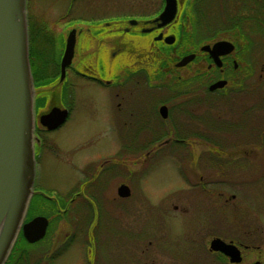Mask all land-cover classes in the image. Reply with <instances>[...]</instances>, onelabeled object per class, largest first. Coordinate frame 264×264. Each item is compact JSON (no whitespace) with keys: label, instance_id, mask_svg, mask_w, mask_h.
<instances>
[{"label":"rangeland","instance_id":"obj_1","mask_svg":"<svg viewBox=\"0 0 264 264\" xmlns=\"http://www.w3.org/2000/svg\"><path fill=\"white\" fill-rule=\"evenodd\" d=\"M94 1H97L98 7L104 8L110 7L114 0H87L86 6L90 7ZM66 3L67 0H27L29 38L31 25L38 19L46 20L54 25L56 32L62 34L66 23L57 18ZM157 4V0H117L118 16L124 21L129 17L141 16L144 7L153 16ZM223 18L222 14H215L211 18L206 11L181 14L179 24L184 41L171 48L163 49L145 38L146 45L142 46L141 42L138 44L130 39V57L134 56L138 63H142L139 65L150 69V77L130 81V89L135 90L130 95L129 105L136 110L139 119L147 114V110H155L161 104L175 109L179 103H192L188 98L190 95L184 94L186 89L199 86L202 93L208 90L213 73L208 69L206 60L201 59L186 68H179L176 64L181 53L194 48L193 41L207 36L208 23L213 29H223L227 24ZM216 37H221V34ZM197 74L202 81L196 83L193 78ZM258 75L257 72V77L248 79L245 85L231 83L234 88H247L232 98L228 99L222 93H204L208 98L205 106L196 114V124L191 122L190 117L180 123L176 121L175 113L170 115L172 121L167 122V130L161 139L201 135L210 142L206 145L192 142L191 148L185 150H190V154L179 153L183 151L168 145L164 151L153 154L151 159L149 157L150 160L143 166V159L136 158L135 167L140 169L133 180V177L130 178V213L127 205L123 204L108 222L104 218L98 224L93 211L87 210L82 219L76 206L52 220L43 241L26 245L19 234L12 250L18 248V252L27 253L24 264H50L52 253L56 256V262L51 264H143L149 256L146 254L144 258L141 255L142 246H148L160 256L166 253L170 258L182 246L183 236L199 230L196 223L202 219L214 226L212 231H227L229 239L248 235L256 237L264 256V78L260 84ZM152 86L161 87V90L157 91ZM258 87L262 89L261 94L254 90ZM49 88L35 90V99L41 95L48 96L47 100L39 101V105L35 104L34 107V132L37 129V133L38 126L42 128L39 117L48 112L50 105L55 104L60 108L65 104L63 87L58 86L52 91ZM101 88L97 84L86 83L85 89L75 97L71 119L54 132L41 130L49 147H45L38 161L40 169L37 167L39 175H36V187L47 196H55L54 191L63 194L73 185L78 178L75 167H94L96 163L110 158L116 142L119 151L116 161L120 167L132 160L138 147H141L139 144L145 142L146 138L156 136L148 131L147 121L143 119L135 121V125L123 126L121 119L127 122L129 112L119 113L117 126L112 127L104 122L107 100ZM180 91H183L182 94ZM107 106L110 107V103ZM209 149L213 150L214 158L208 166L226 169L219 171L227 173L228 181L224 186L226 196L232 198V195H236V198L226 206L221 202L202 203L197 200L185 206L179 203L185 187L176 176V169L182 163L187 168L207 166L208 159H203L199 154ZM176 205L178 209L174 208ZM49 209L43 203L37 212L47 215ZM65 247L67 253L57 255L56 250Z\"/></svg>","mask_w":264,"mask_h":264},{"label":"flooded vegetation","instance_id":"obj_2","mask_svg":"<svg viewBox=\"0 0 264 264\" xmlns=\"http://www.w3.org/2000/svg\"><path fill=\"white\" fill-rule=\"evenodd\" d=\"M86 1L67 0L64 8L60 10L61 15L57 18L60 22L65 21L66 23L62 34L56 32L54 25L48 24L44 19H38L31 25L32 52L34 51L35 57V63L32 61L31 65L33 78L40 77L51 80L47 85L40 87L34 82L36 91L37 88L46 90L45 88L49 86L51 91L58 86L63 87L65 104L60 108L68 111V117L64 123L66 124L71 119L75 97L78 92L83 91L85 84L88 82L97 84L106 93L107 104L104 112L107 117L103 119L104 122L110 123L109 125L112 127L117 126L119 113L129 112L127 122L121 119L123 126L135 125V121L143 119V121H147L148 131L156 136L149 139L146 138L145 142L141 145L139 144L141 147H138L139 150L135 152L132 160H129L126 165L119 167L116 161L119 156L118 142H116L114 154L111 153L112 156L110 158L96 163L94 167L85 166L82 167L83 169L75 167L78 178L63 194L54 191L56 193L55 196H47L39 191L35 184L34 194L29 206L30 213L26 216L23 225L35 217L45 216L49 222L47 233L53 219H58L61 213H65L69 209L73 210L76 206H78L81 218L86 215L87 210L88 212L89 210L90 212L93 211L98 224L104 218L108 222L115 216L114 214L117 212L118 207H122L121 205L123 204L127 205L130 213V178L135 176L140 169V167H135L134 160L136 158L143 159V166L147 160L151 159L153 154L164 151V148L168 145L176 146L177 150L183 151L179 153L190 154V150H185L191 148L190 144L192 142H201L205 143V145L210 142L206 136L201 135H185L161 139L167 130V122H170L171 119L170 115L175 113L176 121L180 123L190 117L191 122L196 124L198 119L196 114L205 106V101L208 98L206 95L222 93L229 99L247 89L246 86L242 89L234 88L230 85L231 83H236L237 86L245 85L248 79L257 77V72L259 73L258 81L260 84L264 78V0H176L177 14L175 19L162 27H159L161 22H156V19L164 11L167 0H157V11L153 16L149 13V9L144 7L141 16L131 19L129 17L125 21L118 16L117 0H112L111 6L104 8L98 7L97 1L90 3V7H87ZM203 11H206L211 18L215 14L224 15L223 19H226V26L223 29H213L211 24L208 23L207 36H202L193 41L194 48L187 50L186 53H181L178 60L180 61L191 54L196 56L185 68L192 63L199 62L201 59L206 60L208 69L212 70L213 73V79L208 85V90L202 93L199 86L186 89L184 94L190 95L188 98L191 99L192 103H179L175 106V109H172L169 105L161 104L155 110L154 108L147 110V114L139 119L136 110L129 105L130 95L135 90L133 88L130 89V81L132 79L150 77V69L139 65L142 63H138L134 56L130 57V39L138 42V44L141 42L142 46L146 45L143 39L145 38L148 42L151 41L163 49L171 48L176 46L175 44L184 41V34L179 24L181 14L189 12L198 14ZM131 21H136V24H131ZM218 34H221V37H216ZM70 37L75 40L73 57L70 65L65 69V77L62 79L61 62ZM220 42L230 43L233 46V51L227 55L220 56V65H218L214 56L210 52L202 51V47L208 45L213 48L216 43ZM242 63H247V65H242ZM199 76L197 74L193 81L197 83L200 80L199 78H201ZM221 80L226 81V86L211 92L209 87ZM147 85H149V82H147ZM151 88L157 91L161 90V87L158 86H152ZM254 90L261 94V87L254 88ZM182 92L180 91V94ZM47 99L48 96H38L35 99V104L39 105L41 101ZM108 103H110V107L107 106ZM162 106L167 107V118H163L161 115L160 109ZM50 107L48 112L59 106L51 104ZM39 124L42 128L38 126V133L37 129L35 130V151L38 170L40 169L38 161L41 159L42 152L45 147L46 149L49 147L45 137L41 135V130L45 133H51L59 129L49 131L40 123V117ZM199 155L203 159L209 160L206 161L207 166L187 168L182 163L176 169V176L184 183L185 187L184 192L181 193L183 198L179 200V203H184L186 206L189 202L197 200L202 203L210 201L216 204L221 202V204L223 203L222 205H228L230 200H235L236 195H232V198L226 196V188L224 186H226V181H228L227 173L219 172L226 169L208 166L209 162H212L214 158L213 150H206ZM149 157L150 159H148ZM65 161H68V158H65ZM38 170L37 174L39 175ZM221 175L223 176L221 177ZM37 180H39L38 176ZM121 187H127L128 196H123V192L120 191ZM35 197V201L39 200L50 208L47 210V215L38 213L39 209L32 210L34 203L31 205V202ZM63 207L64 209H62ZM174 208L178 209V205L174 206ZM33 214L36 215L33 216ZM196 225L199 230L189 232L186 236H183L182 246L170 258L167 257L166 253L160 256L155 252L153 253L148 246H142L141 255L144 258L146 254L149 256L148 261L143 264H264L263 250L257 242L259 239L256 237L248 235L239 239H229L226 236L227 231H212L214 226H210L202 219H199ZM19 234V238L26 245H35L44 240L43 238L38 242L29 243L24 237L23 229ZM73 237L70 239H73ZM215 239H221L225 243L235 246L239 254L231 257L221 251L213 250L211 244ZM67 250V247L60 248L56 250L58 251L56 253L57 255H64ZM18 251V248L14 251L12 250L6 264H24L27 253ZM54 256L55 254L52 253V257L49 259L50 264L54 261L56 262V256ZM232 258H240V261H232Z\"/></svg>","mask_w":264,"mask_h":264},{"label":"water","instance_id":"obj_3","mask_svg":"<svg viewBox=\"0 0 264 264\" xmlns=\"http://www.w3.org/2000/svg\"><path fill=\"white\" fill-rule=\"evenodd\" d=\"M177 14L176 0H167L166 7L156 22L159 27L171 23ZM136 21H131V24ZM74 38L68 39L63 56L62 79L70 65ZM202 51L214 56L220 65L219 57L233 51L227 42L216 43L213 48L206 45ZM187 55L176 66L185 67L195 59ZM226 86L221 80L212 84L209 90L215 91ZM35 86L29 57V27L27 0H0V264H5L14 243L23 229L29 243L42 240L47 233L48 219L38 216L23 225L31 198L34 194L37 165L35 154ZM167 107L160 109L167 118ZM68 117V111L55 107L40 117V123L49 131L60 128ZM123 196H128L127 187H121ZM131 196V189H130ZM211 247L231 257L239 254L238 249L221 239H215ZM237 250V251H236ZM240 261V258H232Z\"/></svg>","mask_w":264,"mask_h":264},{"label":"trees","instance_id":"obj_4","mask_svg":"<svg viewBox=\"0 0 264 264\" xmlns=\"http://www.w3.org/2000/svg\"><path fill=\"white\" fill-rule=\"evenodd\" d=\"M31 31V30H30ZM29 57H30V64L32 65V61L33 63H35V57H34V51L32 52V37H30V43H29ZM39 81V83H38ZM51 80H48L46 78H40V77H34V82L36 83V85L38 87L40 86H45L48 83H50ZM202 81L201 79L199 80V82ZM207 86V85H205ZM183 89V88H182ZM36 197L32 200L31 205L34 203V207L32 208V210H37V208L39 209V206H41V202L39 201H35ZM32 207V206H31ZM30 211V210H29ZM30 213V212H29ZM28 213V214H29ZM32 215V214H31Z\"/></svg>","mask_w":264,"mask_h":264}]
</instances>
